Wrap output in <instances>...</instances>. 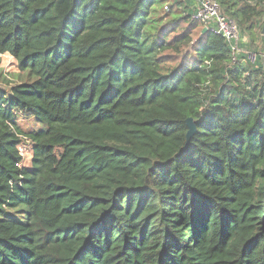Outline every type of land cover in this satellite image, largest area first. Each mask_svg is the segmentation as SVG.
Segmentation results:
<instances>
[{"label":"trees","instance_id":"16d2710c","mask_svg":"<svg viewBox=\"0 0 264 264\" xmlns=\"http://www.w3.org/2000/svg\"><path fill=\"white\" fill-rule=\"evenodd\" d=\"M166 1L0 0V264H264V0Z\"/></svg>","mask_w":264,"mask_h":264},{"label":"built area","instance_id":"2783aa9c","mask_svg":"<svg viewBox=\"0 0 264 264\" xmlns=\"http://www.w3.org/2000/svg\"><path fill=\"white\" fill-rule=\"evenodd\" d=\"M195 5L193 19L202 22L207 31L222 34L229 42L235 59L242 50V36L237 22L224 13L218 0H195ZM247 59L255 62L256 53L247 51Z\"/></svg>","mask_w":264,"mask_h":264},{"label":"rangeland","instance_id":"374dc122","mask_svg":"<svg viewBox=\"0 0 264 264\" xmlns=\"http://www.w3.org/2000/svg\"><path fill=\"white\" fill-rule=\"evenodd\" d=\"M169 1H171V0L164 2V4H162V5L161 4L157 5L155 8V11H153L154 15L155 16L164 15L165 11H168L167 10L168 5H170V3H171ZM166 19H167V15L164 16V20H166ZM187 26H188V24L183 22L178 26L177 31H182ZM195 34H197V31L195 32ZM258 46H259V50H261V48L264 49L263 40L258 41ZM0 73H1L0 74V85L4 86V87L6 85V82H5L6 79L15 83V82H18L20 80L19 75L23 74V72L20 70V68L18 66V62L15 59V57L12 56L8 52L4 53V54H0ZM20 123H21L22 128H24L25 130H28L32 127V123L29 120H25L24 118L20 119ZM32 148H33L32 142L28 139H23V142L20 146V151H21V154L23 156V160L21 162L22 165H27V166L30 165L32 158H33V149Z\"/></svg>","mask_w":264,"mask_h":264},{"label":"water","instance_id":"95a60500","mask_svg":"<svg viewBox=\"0 0 264 264\" xmlns=\"http://www.w3.org/2000/svg\"><path fill=\"white\" fill-rule=\"evenodd\" d=\"M206 31H207V27H204L202 33H205ZM187 124L189 127L187 136L190 137L194 133V131L196 130L197 126H196V123L194 122V120L192 118L187 119Z\"/></svg>","mask_w":264,"mask_h":264}]
</instances>
